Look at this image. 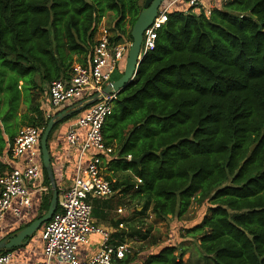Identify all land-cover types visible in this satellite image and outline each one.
<instances>
[{
	"label": "trees",
	"instance_id": "obj_1",
	"mask_svg": "<svg viewBox=\"0 0 264 264\" xmlns=\"http://www.w3.org/2000/svg\"><path fill=\"white\" fill-rule=\"evenodd\" d=\"M142 7V0H0V157L24 124L45 129L39 95L70 79L75 63L91 62L99 22L112 15V42H132ZM146 57L103 126L115 149L110 171L142 179L107 176L113 190L141 202L117 225L125 222L141 246L153 231L143 230L147 214L184 226L192 204L207 203L201 221L179 236L174 229L169 244L152 241L159 249L141 264H188L186 236L203 264H264V0L170 12ZM146 151L155 153L140 165L128 160ZM146 248L115 264H137Z\"/></svg>",
	"mask_w": 264,
	"mask_h": 264
},
{
	"label": "built area",
	"instance_id": "obj_2",
	"mask_svg": "<svg viewBox=\"0 0 264 264\" xmlns=\"http://www.w3.org/2000/svg\"><path fill=\"white\" fill-rule=\"evenodd\" d=\"M186 2L191 8L197 9L202 0ZM170 9L169 6L161 7L153 24L145 31L141 55H146L155 47L159 29L168 21ZM104 18L98 25L97 43L91 62L75 63L70 79H59L47 86L50 107L46 110L45 117L48 119L56 116V112L61 109L77 108L95 96L101 98L77 112L68 122L66 141L76 155V173L70 186L58 190L57 210L41 232L45 261L36 264H53L55 261L64 264H115L131 251L127 241L113 243L110 232L95 224L92 217L91 199L107 198L114 193L112 183L104 171L105 163L111 159L115 149L106 145L103 126L113 114L119 93L107 95L104 94V89L115 81L112 76L126 59L132 44L126 40L112 42V32ZM81 128L86 130L84 140L79 133ZM43 131L44 129L34 125H25L8 145L7 156L16 161L24 157V161L23 166L11 167L0 174V221L9 209L15 216L21 217L22 208L31 206L30 182L43 181V161L39 145ZM91 151L93 153L89 156L90 160L85 163V158ZM128 160H132L131 155ZM136 180L137 184L142 183L141 178L137 177ZM15 199H18L17 206L13 205ZM123 211L122 208L118 209L120 213ZM124 226L125 223H120V227ZM93 233L103 236L100 248L90 258L81 259L78 248L88 244ZM0 264H13L11 253H1Z\"/></svg>",
	"mask_w": 264,
	"mask_h": 264
},
{
	"label": "crops",
	"instance_id": "obj_3",
	"mask_svg": "<svg viewBox=\"0 0 264 264\" xmlns=\"http://www.w3.org/2000/svg\"><path fill=\"white\" fill-rule=\"evenodd\" d=\"M184 1V2H183ZM226 0H202L201 8L208 10L215 7H220V2L222 4ZM144 0H142V5ZM185 0H166L162 7H171V12L173 11H181L186 12L188 9L186 8ZM110 16V15H108ZM104 18L105 23H109V17ZM114 19L113 17L111 18ZM112 21L110 22L111 27ZM127 58V57H126ZM126 64V59L122 62L119 67V76L121 77L124 73ZM117 80V79H116ZM43 113L45 116L46 110L50 107V102L48 99V94L41 99ZM65 109H61L62 112ZM70 120V119H69ZM67 123H60L58 127L55 128L53 131L52 137L49 140V151L51 154L52 166L54 170V176L57 183L58 190L66 188L71 185L72 180L76 173V155L75 152L70 150V146L66 141V133L68 129V122ZM22 128V127H21ZM86 130L84 128L79 129V133L81 134V139L84 140ZM92 151L87 154L85 158V163L90 160ZM0 161L6 166V169L2 172L4 173L7 170H10L11 167L23 166L24 157L19 158L17 161L9 158L6 153L0 157ZM105 175L106 177L112 176L113 181H122L123 179L120 178V175H124L125 178L131 177L136 180L135 176L132 172H117L113 173L110 171L108 163H105ZM0 173V174H2ZM44 173V172H43ZM119 175V176H118ZM108 179V178H107ZM109 180V179H108ZM137 181V180H136ZM50 183V182H49ZM46 183L45 181V174H43V181L42 183L38 181L30 182V190L32 191L31 195V206L29 208L23 207L22 216L17 217L13 213L11 209H9L2 221H0V241L16 232L21 230L22 228L31 224L34 220L42 217L48 210L51 200H52V186L51 184ZM120 189L114 190L112 196L107 198H92V205H93V212L92 217L95 224L103 228L104 230L110 232L112 242L113 243H120V242H138L137 238L129 237L130 230L129 227L125 226L120 227V224L117 225V221L121 219H128L132 216L131 213L127 209L123 207L126 206L125 198L123 193H120ZM51 196V197H50ZM50 198V203L47 206V201ZM121 198V199H120ZM131 200V199H130ZM122 202V203H121ZM133 203V202H129ZM13 205H18V199H15ZM47 206L46 210L45 207ZM124 209L123 212H118V209ZM138 210H141L139 207ZM139 218L140 216H136ZM145 217V216H144ZM147 217V216H146ZM122 223V222H121ZM125 223V222H123ZM137 223V221H136ZM44 223L30 238L26 244L13 247L7 250L12 255V262L13 264H36L45 261V255L43 250V241L41 239V232L45 227ZM140 226V222L137 223V226ZM142 225V224H141ZM145 227V226H144ZM143 230L145 231L146 229ZM132 231V230H131ZM122 236V237H121ZM124 240H121L123 239ZM131 238V239H130ZM103 240V236L99 233H93L90 236V242L88 244L81 245L78 248V255L81 259H88L93 256L100 248V244ZM53 264H64L60 261H55Z\"/></svg>",
	"mask_w": 264,
	"mask_h": 264
},
{
	"label": "water",
	"instance_id": "obj_4",
	"mask_svg": "<svg viewBox=\"0 0 264 264\" xmlns=\"http://www.w3.org/2000/svg\"><path fill=\"white\" fill-rule=\"evenodd\" d=\"M165 2L166 0H144L142 10L131 30L132 44L127 54L124 73L119 79L113 81L111 85L107 86L104 89V94L108 95L112 92L120 93L124 89V87L135 78L138 67L147 60L146 55H141L144 33L153 24V21L157 17L160 8L164 5ZM100 98L98 96H95L91 101L84 103L82 106L69 110H63L49 120L42 133L40 147L43 166L46 169L50 184L52 186V200L50 206L47 212L42 217L34 220L31 224L22 228L21 230L13 232L9 236L3 238L0 241V252L2 250H9L13 247L26 244L28 238L35 234V232L44 223L48 222L52 218L54 212L58 207L59 192L54 176L51 154L49 151V136L54 127L62 122L65 118L73 116L75 113L91 105ZM151 153L155 152L146 151L142 156L138 158H132V160L133 162L140 165L143 158Z\"/></svg>",
	"mask_w": 264,
	"mask_h": 264
},
{
	"label": "rangeland",
	"instance_id": "obj_5",
	"mask_svg": "<svg viewBox=\"0 0 264 264\" xmlns=\"http://www.w3.org/2000/svg\"><path fill=\"white\" fill-rule=\"evenodd\" d=\"M223 1V0H221ZM184 2V1H183ZM186 2V0H185ZM187 4V2H186ZM220 7L222 6V2H220ZM186 8L188 10L192 9L188 4L186 5ZM198 8H201V6H199ZM171 12V9H170ZM109 17V21H113L112 20V15L108 16ZM110 24V23H109ZM111 24V25H112ZM130 27V25H128ZM119 69L116 71V73L112 76V80H116V78L119 76ZM46 95V92L43 93L42 95L40 94V99H43L44 96ZM42 101V100H41ZM26 105H22V112L26 110ZM63 123H67V121L63 122ZM26 124H24L23 126H25ZM22 126V127H23ZM119 176V175H118ZM120 178H125L124 175H120ZM125 202H126V206H124V209H127L129 212L133 214L134 208L138 205H140V201L138 199H131L130 198H125ZM129 202H133V203H129ZM207 208H208V204L205 203L203 205L197 204V203H193L192 206L190 207L189 212L185 215V217L181 220L184 224V226H178V222H176L177 220L172 219L171 221L168 222H160L157 221L152 215L147 214L144 218H143V222L145 223V227L142 225V227H144V229H146L145 232H147V230L149 229L150 226H152L153 231L151 232V237L150 239L145 243H141L143 245L138 246L136 244H138L139 242H130L128 241V244L130 245L131 249L133 251H138V249L142 246H148V248H146L145 252L140 253V256L137 258L138 263L137 264H141V262L144 260L145 256L148 255L151 252H155L159 249V247H154L156 246L153 245L152 241L157 240V244L159 243L160 245H165V244H169V238L170 236L172 237V234L174 231V229L177 230V235L179 236L184 228H188L193 226L194 224L198 223L201 221V219L203 218V216L205 215V213L207 212ZM186 234V231L183 233V236ZM181 240H183L182 237H180ZM180 240V241H181ZM185 240H187V243H185L187 246H190V251L188 254L185 255L184 260L186 263L188 264H203V259L202 257L198 254L197 248L194 244V242L192 241L191 237L186 236ZM151 246V247H150ZM141 250V249H140Z\"/></svg>",
	"mask_w": 264,
	"mask_h": 264
}]
</instances>
